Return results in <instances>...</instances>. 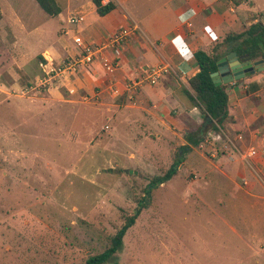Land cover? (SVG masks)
Here are the masks:
<instances>
[{
	"label": "rangeland",
	"instance_id": "obj_1",
	"mask_svg": "<svg viewBox=\"0 0 264 264\" xmlns=\"http://www.w3.org/2000/svg\"><path fill=\"white\" fill-rule=\"evenodd\" d=\"M56 1L65 9L66 0ZM67 20L66 10L52 17L35 0H0V25L26 42L33 59L59 38L67 41L60 30L76 29ZM11 33L0 56L11 52ZM106 103L13 97L0 106V264H86L109 248L152 180L183 155V129L180 137L158 119ZM201 146L151 190L106 264H264V213L241 190L244 176Z\"/></svg>",
	"mask_w": 264,
	"mask_h": 264
},
{
	"label": "crops",
	"instance_id": "obj_2",
	"mask_svg": "<svg viewBox=\"0 0 264 264\" xmlns=\"http://www.w3.org/2000/svg\"><path fill=\"white\" fill-rule=\"evenodd\" d=\"M109 2L116 5V10L102 17L92 0H66L65 9L60 6L61 14L66 10L69 19L72 14L81 12L83 21L76 29L60 30L68 43L61 37L43 48L34 59L29 57L26 42L18 41L15 33L0 25V42L11 33L12 44L11 52L0 56V106L13 97L39 105L88 104L91 100L94 104L107 105L109 98L111 107L138 110L142 118L149 122L158 119L167 128L176 129L173 133L180 137L183 129L186 139L190 126L202 125L205 120L198 104L184 92L189 88V80L200 72L196 52H211L229 33H240L257 23L264 25V0H105L104 4ZM20 25L26 31L21 22ZM130 25L137 26L139 31L125 47L121 68L114 74H107L96 64L91 72L71 77L58 86H40L43 63L53 61L58 66L80 54L75 36L91 44L103 45ZM30 35L28 31L27 36ZM156 66L172 69L158 85L145 84L134 94L133 100L128 92L120 97L110 95L109 86L113 82L124 91L127 81ZM226 85L230 122L223 132L233 139L242 135L239 143L242 150L264 149V70ZM25 90H29L28 94H23ZM26 105L21 102L19 106L26 108ZM161 116L165 118L160 119ZM168 116L172 118L167 119ZM220 154L219 151L210 158H219V166H229L236 174L244 176L241 190L251 198L253 208L264 213V157L245 163L232 148Z\"/></svg>",
	"mask_w": 264,
	"mask_h": 264
},
{
	"label": "trees",
	"instance_id": "obj_3",
	"mask_svg": "<svg viewBox=\"0 0 264 264\" xmlns=\"http://www.w3.org/2000/svg\"><path fill=\"white\" fill-rule=\"evenodd\" d=\"M35 1L49 16L56 17L62 12L56 0ZM92 1L102 17L116 10V5L113 2L104 4L105 0ZM231 52H237L239 57L248 58L253 62L264 60V25L257 23L245 28L240 33H229L223 41L218 42L212 48L211 52L204 50L196 52L195 58L198 61L200 72L189 80V88L185 89L184 92L198 104L205 117L209 115L213 119V123L209 124L206 131H203L202 125L190 127L186 134L187 145L180 148L183 155L164 175L152 180L148 186L145 199L133 215L126 217L123 226L112 237L109 248L103 253L89 256L86 264H106L110 260H114L123 248L127 232L135 225L142 210L146 208L151 190L168 182L178 173L179 165L182 163V158H184L186 152L192 150V148H198L207 132L219 133L221 130L226 129V125L230 122L228 85L217 86L212 79V74L217 71L218 60Z\"/></svg>",
	"mask_w": 264,
	"mask_h": 264
},
{
	"label": "built area",
	"instance_id": "obj_4",
	"mask_svg": "<svg viewBox=\"0 0 264 264\" xmlns=\"http://www.w3.org/2000/svg\"><path fill=\"white\" fill-rule=\"evenodd\" d=\"M84 19V14L77 12L72 14L68 22L70 24L79 25ZM139 28L130 25L121 29L107 43L103 45H95L86 42L81 36H75L74 42L80 50V54L74 59L62 62L58 66L53 61H47L42 64L44 76L39 81L41 87H55L58 83L70 80L71 77L79 76L85 72H91L96 64H99L107 74H114L121 68V57L124 49L129 41L136 37ZM172 71L170 66H156L144 71L139 77L129 80L124 85V91L118 87L115 82L109 86L110 95L120 97L124 92H128L133 100L134 94L139 91L145 84L158 85L160 80ZM29 90H25L23 94H28ZM90 99V98H87ZM243 136L239 135L235 139L221 130L219 133H210L209 137L201 143L202 148H206L212 157L220 151L219 145L228 150H235L241 161L249 163L250 160L257 157H264V149L259 150L255 147L242 150L239 143L242 142Z\"/></svg>",
	"mask_w": 264,
	"mask_h": 264
},
{
	"label": "water",
	"instance_id": "obj_5",
	"mask_svg": "<svg viewBox=\"0 0 264 264\" xmlns=\"http://www.w3.org/2000/svg\"><path fill=\"white\" fill-rule=\"evenodd\" d=\"M263 70L264 60L253 62L248 58L239 57L237 52H231L218 60L217 71L212 74V79L217 86H221L231 84ZM211 123H213V119L209 115L206 116L202 125L203 131H206ZM129 172L132 173V171Z\"/></svg>",
	"mask_w": 264,
	"mask_h": 264
}]
</instances>
